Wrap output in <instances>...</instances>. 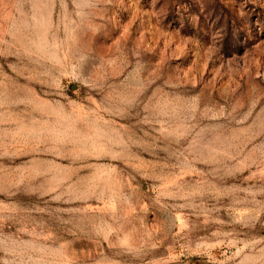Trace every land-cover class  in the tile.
<instances>
[{
    "label": "rangeland",
    "instance_id": "obj_1",
    "mask_svg": "<svg viewBox=\"0 0 264 264\" xmlns=\"http://www.w3.org/2000/svg\"><path fill=\"white\" fill-rule=\"evenodd\" d=\"M0 264H264V0H0Z\"/></svg>",
    "mask_w": 264,
    "mask_h": 264
}]
</instances>
